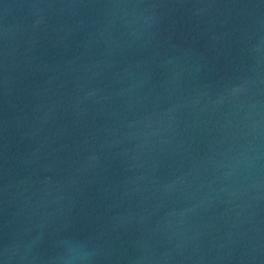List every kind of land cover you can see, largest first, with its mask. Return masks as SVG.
<instances>
[{"label": "water", "instance_id": "water-1", "mask_svg": "<svg viewBox=\"0 0 264 264\" xmlns=\"http://www.w3.org/2000/svg\"><path fill=\"white\" fill-rule=\"evenodd\" d=\"M69 244L264 264V0H0V264Z\"/></svg>", "mask_w": 264, "mask_h": 264}, {"label": "clouds", "instance_id": "clouds-1", "mask_svg": "<svg viewBox=\"0 0 264 264\" xmlns=\"http://www.w3.org/2000/svg\"><path fill=\"white\" fill-rule=\"evenodd\" d=\"M82 247L83 246L79 244H69L67 255L60 258L63 264H85L88 255L82 251Z\"/></svg>", "mask_w": 264, "mask_h": 264}]
</instances>
